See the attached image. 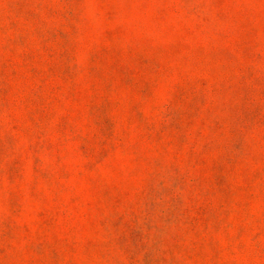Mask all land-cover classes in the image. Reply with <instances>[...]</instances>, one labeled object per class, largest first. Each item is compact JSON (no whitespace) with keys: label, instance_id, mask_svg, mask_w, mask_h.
<instances>
[{"label":"rangeland","instance_id":"1","mask_svg":"<svg viewBox=\"0 0 264 264\" xmlns=\"http://www.w3.org/2000/svg\"><path fill=\"white\" fill-rule=\"evenodd\" d=\"M0 264H264V0H0Z\"/></svg>","mask_w":264,"mask_h":264}]
</instances>
